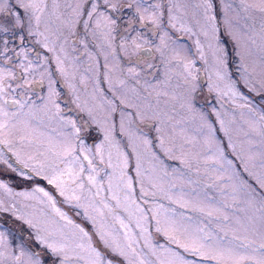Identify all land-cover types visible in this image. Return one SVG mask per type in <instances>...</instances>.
<instances>
[{
  "label": "snow or ice",
  "instance_id": "obj_1",
  "mask_svg": "<svg viewBox=\"0 0 264 264\" xmlns=\"http://www.w3.org/2000/svg\"><path fill=\"white\" fill-rule=\"evenodd\" d=\"M0 264H264V0H0Z\"/></svg>",
  "mask_w": 264,
  "mask_h": 264
}]
</instances>
